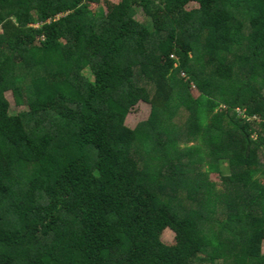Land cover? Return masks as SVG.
I'll list each match as a JSON object with an SVG mask.
<instances>
[{"label":"trees","instance_id":"16d2710c","mask_svg":"<svg viewBox=\"0 0 264 264\" xmlns=\"http://www.w3.org/2000/svg\"><path fill=\"white\" fill-rule=\"evenodd\" d=\"M102 1L0 0V264H264V0Z\"/></svg>","mask_w":264,"mask_h":264},{"label":"rangeland","instance_id":"374dc122","mask_svg":"<svg viewBox=\"0 0 264 264\" xmlns=\"http://www.w3.org/2000/svg\"><path fill=\"white\" fill-rule=\"evenodd\" d=\"M114 1L118 2V0H114ZM195 7H197V5L194 3H191L186 8H187V10H191L192 8H195ZM106 8H107L106 2H105V0H103L102 3L100 5H98L97 7H95L94 9H92V11L98 15H104L107 12ZM136 19L139 20L140 22L147 21L145 14L143 13L142 9H140V8H137V10H136ZM150 24H151V22H148L146 24L147 27L150 28ZM6 98L8 99V101L10 103L11 111H19L21 109L20 107L17 108L15 106L10 93H6ZM222 107L224 109L227 108L225 104H222ZM240 111H241L240 107L236 108L237 113H240ZM150 112H151V107L149 104L144 103V102L138 103L133 108V110L127 115L126 120H125V125L130 129H134L138 125V123L145 121L149 117ZM192 144L193 143H191V144L189 143V145H192ZM182 145L185 146V144H181V147H182ZM262 157H263V152H262ZM201 168H202V170H206L207 166H202ZM208 179L209 180L210 179L216 180V175L210 174L208 176ZM259 180L262 181L263 179L259 178ZM162 239L164 240V242L166 244L170 245L172 243V241H174L175 235L170 229H166L162 235ZM263 250H264V247H263Z\"/></svg>","mask_w":264,"mask_h":264}]
</instances>
